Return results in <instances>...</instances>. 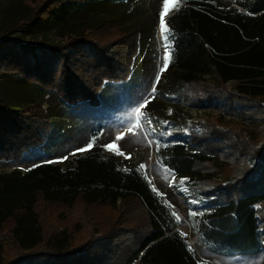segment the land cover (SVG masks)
I'll use <instances>...</instances> for the list:
<instances>
[{
	"label": "trees",
	"instance_id": "trees-1",
	"mask_svg": "<svg viewBox=\"0 0 264 264\" xmlns=\"http://www.w3.org/2000/svg\"><path fill=\"white\" fill-rule=\"evenodd\" d=\"M94 1L44 0L11 28L65 26ZM165 26L172 35L171 64L182 71L187 90L199 92L196 103L233 112L243 106L246 113L264 118V0H232L230 6L185 0ZM140 48V31L122 28L116 19L61 44L23 42L8 32L0 39V77L15 74L56 92L70 106H99L106 82L131 78ZM209 73L218 77V85L206 81ZM52 126L43 104L31 101L15 108L0 98V161L19 160L42 146ZM244 140L229 129L212 128L190 137L199 150L176 143L164 155L176 173L198 177L210 173L214 157L253 158L254 164L243 168H233L230 159L222 167L227 179L213 186V209L197 228L206 245L229 257L257 255L264 245V128L249 139L251 145ZM134 201L143 214L136 226L117 208L120 202L129 209ZM79 204L120 213L111 224L94 226L82 243L76 242L80 229L57 228L42 218L49 208ZM171 223L162 196L136 168L126 170L97 151L79 155L68 167L48 161L26 171L0 173V264H210L195 255ZM6 232L13 240L10 246L2 237Z\"/></svg>",
	"mask_w": 264,
	"mask_h": 264
},
{
	"label": "rangeland",
	"instance_id": "rangeland-1",
	"mask_svg": "<svg viewBox=\"0 0 264 264\" xmlns=\"http://www.w3.org/2000/svg\"><path fill=\"white\" fill-rule=\"evenodd\" d=\"M211 1L219 6L232 5V0ZM43 2L0 0V39L9 32L10 36L23 42L61 44L69 36L88 32L106 20L116 19L122 28L140 31V52L128 81L106 82L100 93L99 106L87 102L70 106L56 92L31 85L15 74L2 75L0 98L15 108L26 106L31 101L43 104L53 118V126L42 146L31 148L19 160L0 161V173L15 169L26 171L48 161L68 167L74 165L75 159L83 153L100 152L126 170L136 168L153 185L169 210L171 225L176 226L175 230L180 232L199 259L210 264H264V245L257 255L229 257L215 253L197 231L201 227L200 219L213 209L211 199L214 196H210L214 193L213 186L227 179L221 175L222 167L233 160L232 163L236 164L233 168H243L246 164L253 165V158L245 161L234 156L229 161L224 155L214 157L210 173L198 177L176 173L166 165L164 157L166 149L176 143H185L192 151L199 150L197 145L190 143V137L210 132L212 128L223 132L229 129L237 136L245 137V143L251 145L249 139L253 140L264 128L262 115L253 111L246 113L243 106H238L233 112L224 106L196 103L199 102V92L187 90L181 78L182 71L173 67L170 61L172 35L165 40L167 34L162 33L160 26L163 0H97L92 2L89 11L75 15L65 26L35 23L27 29L11 28L27 20ZM184 2L179 0L177 4V0H169L165 22ZM166 56L169 57L167 68L160 72L165 67ZM157 75L159 82H156ZM205 78L213 84L219 83L214 73L205 75ZM232 85L229 82V88ZM88 144L93 147L88 149ZM106 145H111V148ZM204 177L210 181L200 180ZM129 207L119 202L117 208L118 211L125 210L123 217L130 219V225L136 226V220L143 215L142 209L135 201ZM118 211L106 206L83 204L72 209L57 206L49 208L42 218L57 228L80 229L75 235L76 242L82 243L89 232H95L94 226L111 224L120 213ZM190 212L196 215H190ZM2 237L8 246L13 242L7 232Z\"/></svg>",
	"mask_w": 264,
	"mask_h": 264
},
{
	"label": "snow or ice",
	"instance_id": "snow-or-ice-1",
	"mask_svg": "<svg viewBox=\"0 0 264 264\" xmlns=\"http://www.w3.org/2000/svg\"><path fill=\"white\" fill-rule=\"evenodd\" d=\"M168 3H169V0H163L164 11H162V12L160 13V26H161V31H162V33H166V34H167V35L164 36V39H165V40L168 39V35H171L170 30L168 29V27L165 26V12L168 11ZM177 4H179V0H177ZM177 10H178V8H177ZM165 47L167 48V44L165 45ZM168 59H169V57L166 56V57H165V61H166V62H165V67H164V68H161V69H160V72H163V71L166 70ZM156 82H159V75H157V77H156ZM152 91H153V93L155 92V87H154V86H153ZM92 147H93L92 144H88V145H87V148H88V149H90V148H92ZM105 147L111 148V145H106ZM84 150H86V149H79V151H84ZM65 158H66V157H65ZM140 167H143V165H141ZM181 183H183V181H181ZM193 203H195V201H193ZM190 215L195 216L196 213H194V212H190Z\"/></svg>",
	"mask_w": 264,
	"mask_h": 264
}]
</instances>
